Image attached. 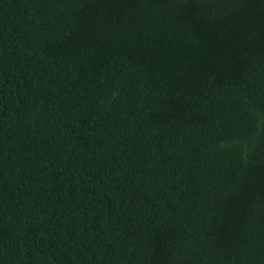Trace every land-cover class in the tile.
Returning a JSON list of instances; mask_svg holds the SVG:
<instances>
[{
	"label": "trees",
	"instance_id": "1",
	"mask_svg": "<svg viewBox=\"0 0 264 264\" xmlns=\"http://www.w3.org/2000/svg\"><path fill=\"white\" fill-rule=\"evenodd\" d=\"M0 264H264V0H0Z\"/></svg>",
	"mask_w": 264,
	"mask_h": 264
}]
</instances>
